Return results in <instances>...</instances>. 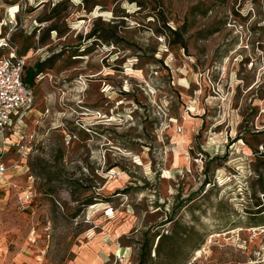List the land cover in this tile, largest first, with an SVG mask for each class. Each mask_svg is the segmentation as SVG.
I'll return each mask as SVG.
<instances>
[{
  "label": "rangeland",
  "instance_id": "obj_1",
  "mask_svg": "<svg viewBox=\"0 0 264 264\" xmlns=\"http://www.w3.org/2000/svg\"><path fill=\"white\" fill-rule=\"evenodd\" d=\"M263 20L259 0H0L35 74L0 264H264Z\"/></svg>",
  "mask_w": 264,
  "mask_h": 264
},
{
  "label": "built area",
  "instance_id": "obj_2",
  "mask_svg": "<svg viewBox=\"0 0 264 264\" xmlns=\"http://www.w3.org/2000/svg\"><path fill=\"white\" fill-rule=\"evenodd\" d=\"M259 4L264 13V0H259ZM7 48L8 51L4 52ZM257 50L264 66V39L258 42ZM252 58L250 65H253ZM26 65L27 56L19 53L18 46L12 44L8 36L0 38V189L7 182L4 157L10 150V137L21 132L24 117L34 106V90L25 79ZM259 101L255 114V127L257 130H262L264 129V96ZM16 152L21 157L27 158L30 155V148L21 143L17 145ZM32 197L33 192L26 191L22 198L23 203L31 202Z\"/></svg>",
  "mask_w": 264,
  "mask_h": 264
},
{
  "label": "crops",
  "instance_id": "obj_3",
  "mask_svg": "<svg viewBox=\"0 0 264 264\" xmlns=\"http://www.w3.org/2000/svg\"><path fill=\"white\" fill-rule=\"evenodd\" d=\"M100 243H99V246L98 248H118L116 243H113L112 241H108L106 242V240H102V238H100ZM99 260L103 262V256L102 255H99Z\"/></svg>",
  "mask_w": 264,
  "mask_h": 264
},
{
  "label": "trees",
  "instance_id": "obj_4",
  "mask_svg": "<svg viewBox=\"0 0 264 264\" xmlns=\"http://www.w3.org/2000/svg\"><path fill=\"white\" fill-rule=\"evenodd\" d=\"M34 75H35V74L33 73V71H31V72L25 77L26 82L29 83V84H32L33 81H34Z\"/></svg>",
  "mask_w": 264,
  "mask_h": 264
},
{
  "label": "bare ground",
  "instance_id": "obj_5",
  "mask_svg": "<svg viewBox=\"0 0 264 264\" xmlns=\"http://www.w3.org/2000/svg\"><path fill=\"white\" fill-rule=\"evenodd\" d=\"M197 253L200 254L201 253V250H197Z\"/></svg>",
  "mask_w": 264,
  "mask_h": 264
},
{
  "label": "snow or ice",
  "instance_id": "obj_6",
  "mask_svg": "<svg viewBox=\"0 0 264 264\" xmlns=\"http://www.w3.org/2000/svg\"><path fill=\"white\" fill-rule=\"evenodd\" d=\"M12 11H15V9H12Z\"/></svg>",
  "mask_w": 264,
  "mask_h": 264
}]
</instances>
